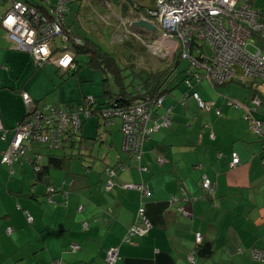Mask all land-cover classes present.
Returning <instances> with one entry per match:
<instances>
[{"label": "crops", "instance_id": "obj_1", "mask_svg": "<svg viewBox=\"0 0 264 264\" xmlns=\"http://www.w3.org/2000/svg\"><path fill=\"white\" fill-rule=\"evenodd\" d=\"M22 1L36 3L44 12L57 0ZM124 1L110 0L105 5L96 0H73L65 26L73 35L101 45L112 32L120 43L124 34L119 27L128 20L122 10ZM137 1L151 6L156 0L151 5ZM5 3L0 1V18L9 9L3 7ZM253 6L264 8V0H253ZM75 27H81V32ZM5 32L0 26V115L5 131H0V149L10 147L14 129L27 114L22 93L27 92L34 101L43 96L31 87L34 65L41 67L29 53L15 49ZM60 39H56L55 55L65 47ZM236 84L220 90L206 80L199 84L202 90L197 85L202 100L214 103L211 111L201 110L186 87L181 98L167 104L165 100L172 121L145 143L140 159L124 149L122 119L120 151H112L116 144L111 138L110 150L96 153V144L103 145L106 136H93V125L84 122L81 135L94 137L91 148L64 168H50L46 175L36 173L34 153L12 167L2 162L1 155L0 264H43L55 259L64 264H106L111 248L119 252L117 264H194L189 257L197 248V233L203 235V246H210L211 253L197 256L195 264H259L252 251L264 249V104L252 107V90ZM187 92L189 96H185ZM218 92L249 105L252 116L263 124L262 135L250 129L244 109L228 106ZM216 109L222 116H217ZM100 121L96 128H105L111 135L107 127L116 120ZM41 146L36 144L35 149L41 150ZM65 149L46 155L39 151L42 164L48 163L50 154L69 155ZM233 152L241 161L235 168L231 167ZM119 165L124 170H116L111 178L107 170ZM204 177L216 183L213 196L201 189ZM109 182L113 184L108 190ZM143 183L151 193L142 201L136 187ZM49 186L57 188L56 192L50 193ZM142 202L151 229L126 242ZM183 206L192 217L179 212ZM8 228L13 229L11 234H7ZM73 245L80 249L72 251Z\"/></svg>", "mask_w": 264, "mask_h": 264}, {"label": "built area", "instance_id": "obj_2", "mask_svg": "<svg viewBox=\"0 0 264 264\" xmlns=\"http://www.w3.org/2000/svg\"><path fill=\"white\" fill-rule=\"evenodd\" d=\"M2 1L8 2L10 6L1 16L0 26L5 29L15 49L29 53L38 67H43L49 62L63 72L74 67L77 56L75 47L83 45V41L78 38L70 39L64 31L65 15L69 12L73 0H57L55 5L46 7L44 12L38 5L21 0ZM155 8L154 19H144L157 27V33H143L147 36L141 37L132 29L133 21H126L124 35H127V32L133 33L141 44L150 49L171 54L172 57L179 53L182 60L188 59L191 65V77L185 82L191 89L193 79L197 82L207 80L213 86L221 87L233 78L239 77L241 80L256 82L255 88L258 93L252 99V103L256 107L263 103L264 9L255 8L253 0H157ZM58 38L72 44L64 45L63 50L55 55L53 49ZM22 98L27 106V114L14 129V138L2 157V162L11 167L15 163L23 162L29 153H34L36 144H45L51 149L60 147L62 138L70 131L76 132L81 126L80 112L83 110L79 108L36 103L27 92L22 93ZM193 98L201 109L210 110L211 103L203 101L197 92L193 93ZM164 99L165 97H158L151 106L160 109ZM89 100L92 102L93 98L89 97ZM228 104L248 110V106L238 101L229 100ZM83 112H86L88 117L91 116L89 108ZM106 112L101 113L102 117L110 116L112 122L116 118L122 119L124 149L139 159L147 139L160 127L168 126L171 118L169 113L155 117L144 104L126 106L115 113ZM248 115L246 117L251 130L262 135L263 124ZM0 131L5 132L1 115ZM40 155H35L38 161L41 160ZM240 165L238 154L233 152L231 167ZM118 169L124 170V166L120 165ZM107 172L111 178L117 174L115 169H108ZM112 184L113 182H109L108 190ZM136 188L141 193L142 201L151 193L146 183ZM215 188L216 185L211 179L203 178L201 189L206 196H213ZM49 192L54 193L56 190L50 188ZM193 201L191 199V202ZM189 202L190 200L187 199V203ZM79 210L82 211L83 207ZM178 210L185 217L190 218L193 215L184 206ZM31 221L32 219L29 218V222ZM150 229L151 224L142 202L136 222L124 241L129 242L134 235H145ZM12 232V228L7 229V234ZM196 243L197 248L203 244L201 233L196 234ZM71 249L76 252L80 247L73 245ZM252 254L259 264H264L263 248H254ZM197 256L195 250L189 260L195 264ZM118 260V250L109 249L106 264H117ZM46 264H64V262L62 259H57Z\"/></svg>", "mask_w": 264, "mask_h": 264}, {"label": "trees", "instance_id": "obj_3", "mask_svg": "<svg viewBox=\"0 0 264 264\" xmlns=\"http://www.w3.org/2000/svg\"><path fill=\"white\" fill-rule=\"evenodd\" d=\"M156 1L151 6H142L137 0H125L124 4L122 5L124 17L128 19L127 20L128 22L134 21L137 19H141V18H147L149 20H152V19H154L153 13L156 10V8H155ZM23 2H25V1H23ZM27 3H30V2H27ZM30 4L37 5L36 3H30ZM53 5H55V4H53ZM39 8H40V6H39ZM40 9H42V8H40ZM262 9H264V8H262ZM69 11H70V6H69ZM66 15H65V17H66ZM124 29H125V27L122 29L123 34H124ZM64 31H65V34L70 39L78 38V39H81L83 41V45L75 47L76 51L78 53L86 54L89 58L88 64L103 72V74H104V79H103L104 92L102 95L103 102H102V99H99L98 97L89 96V97L93 98V101L89 102L90 101L89 97L84 98L85 99L83 101L84 106H83V102H80L77 105H75L72 102L63 103L60 105H54V106H61V105L73 106V107L79 108L80 110H83V111H85L86 108H89V112H91V116L88 117L86 112H83V111L80 112V119H81L80 128L76 132L70 131L66 136H64L62 138V143H61L60 147L53 149V150H58L61 147H64V148L65 147L66 148L75 147L76 140H77L78 142H80L81 152H79V154H77V155H74V154H72V155H60V156L50 154L47 164H42V161L41 160L38 161L36 157L33 158V167H34L36 173L41 175V176L46 175L48 173V171L50 170V168H53V167L64 168L65 166L68 165V163L73 158H81L79 155L84 154L83 150H89L91 148V145H92L91 143H93L95 141V139H94V141L92 140L94 137L93 138L83 137V135H81V131H82V126H83L84 122H86L88 119L92 118L93 115L100 117L101 119L104 120V123L107 124V122L108 123L112 122L110 116L103 118L101 113L106 112V111L107 112L110 111L112 113H115L118 110L123 109L126 106L144 104L147 106V108H149L150 112L155 117H158V115H163V114L169 113V115L171 116V118H170V123H171V121H172V112L171 111L168 112V110H166L164 113L159 114V112H158L159 108L153 107L151 105L154 102V100H156L158 97H165L162 107L164 106V102L168 96L167 92L169 91L168 85L170 83V80L172 79L173 74L179 68V66L181 65V61H182L179 53H177L174 57H172L171 64L164 66L162 69L154 70V69H147V68H143V67L137 68L138 63H136V59L134 60V56H135L134 54L135 53H134L133 47H136L138 51L143 52L144 54L146 52L149 53V51H148L149 49H148V47L144 46L140 42L137 44L134 41L133 37H131L129 35H123V38H121V42L123 40V44L125 46H129V48L131 50L129 60L127 61V63H125V65H123L115 57L114 53L109 52L104 47H102V45H100L99 43H96L92 40H85V39H82V37L73 35L74 33L65 26V19H64ZM68 34H70V35H68ZM60 40H63V39H60ZM63 42H64V45L67 44V45L71 46V44H72V42L66 43L64 40L62 41V43ZM55 43H56V40H55ZM60 49H62V47H60ZM79 68H81V66L79 65V62L77 61V56H76V58L74 60V67L70 68L68 71H66L64 73L69 74L70 76H74V75H77ZM128 69L130 70V73H129V75H126V71ZM190 75H191V69L187 72V75L184 78L182 84L184 86H186V88L189 92H192L191 96L193 97L194 92H197L199 94V92L196 90V87H197V85L202 83L203 80L201 82H197L193 79V88L191 89L188 87V85L185 82L188 78L191 77ZM110 76L112 77L115 86H112L110 84ZM129 76H131V81L127 82V78H129ZM137 80H139V82H137ZM207 82L212 87L218 88L216 86H213L212 83H210L209 81H207ZM229 83H237V84H240L243 86H247L249 89L252 90V92L254 93V96L257 95V93H258L256 88H255L256 82L253 80H241V78L235 77L231 81L226 83L225 85H227ZM177 86L178 85H176V87ZM185 95L189 96V93L187 92ZM199 96H200V94H199ZM229 100H231V99H228L226 101L227 105L230 107L237 108L235 106L229 105L228 104ZM36 103H40V102H36ZM207 103H211L210 104L211 105L210 110L201 109V108L200 109L204 110V111L213 110L214 103L213 102H207ZM242 104L248 106V110L244 109L243 107H239V108H242L245 110V112H246L245 116H247L249 114L248 116H250L254 120H256L255 117H253L251 114V110H250L251 108L249 109V105H247L245 103H242ZM262 104H264V101ZM252 107H256V106L252 104ZM216 114H217V116H222V112L218 109H216ZM256 121H258V120H256ZM258 122H260V121H258ZM248 123H249V121H248ZM162 127H166V126H162ZM162 127H160L159 130ZM249 127H250V124H249ZM153 134L151 135V137L153 136ZM256 134L260 135L259 133H256ZM151 137L148 138L146 142H148L151 139ZM76 138H78V139H76ZM66 142H68L69 144L66 145ZM263 142H264V140H263ZM145 143H144V145H145ZM42 145H45V144H42ZM47 148L51 149L48 146H47ZM142 150H143V148H142ZM37 154H41V152H39V150L34 149V155H37ZM119 166L115 167V170H118ZM215 185H216V183H215ZM48 188L49 189L53 188L55 190L57 189L53 186H51V187L49 186ZM193 200H195V199H193ZM196 250H197L198 256H206V255H209L211 253L210 246H208V245L203 246V244H202ZM55 260H57V259H55ZM47 263H49V262H47ZM43 264H46V263H43Z\"/></svg>", "mask_w": 264, "mask_h": 264}, {"label": "rangeland", "instance_id": "obj_4", "mask_svg": "<svg viewBox=\"0 0 264 264\" xmlns=\"http://www.w3.org/2000/svg\"><path fill=\"white\" fill-rule=\"evenodd\" d=\"M146 4L151 5L154 0H144ZM9 3L4 4L5 10L9 8ZM107 13V11H101ZM97 16V15H95ZM124 25H126L124 23ZM124 27L121 25L119 27L120 33L123 34V29ZM121 29V30H120ZM75 30L77 32H81V27H75ZM158 31V30H157ZM157 31L155 33H157ZM6 33V32H5ZM127 35L131 36L134 38V41L138 44L139 41L135 37L133 33H126ZM137 34L140 35L141 37H146L147 35L137 31ZM111 35V36H110ZM113 36V39H112ZM108 40L102 44V47H104L106 50H108L111 53H114L115 57L119 60V62L123 65L127 63V61L130 58V53L131 50L129 46H125L122 42L119 43V38L114 35V33L107 36ZM98 43V42H97ZM62 44V43H61ZM100 44V43H99ZM101 45V44H100ZM63 44L61 45V47ZM149 53H143L137 50L136 47H133L134 50V60L136 59V63H138L137 68H147V69H162L164 66L170 65L172 62V56L171 54H164L159 51H156V49H150L148 48ZM136 51V52H135ZM77 52V51H76ZM77 61L79 62V65L81 68H79V71L77 75L70 76L69 74H64L62 70L57 69V66L53 64L52 62H49L46 64L45 67L41 68H36L34 65V69L36 72H33L31 75L32 81H31V87L33 86V90L38 92H42L43 96L40 97L39 99H36V101L42 103V104H49V105H60L63 103H74L77 105L80 102H83L86 97L89 96H94L98 97L99 99H102L103 102V79H104V74L102 71L99 69H96L88 64L89 58L86 54L83 53H78L77 52ZM191 69L190 61L188 59L182 60L181 65L179 68L175 71V73L172 76V79L170 80V83L168 85L169 91L168 93V99H166V104L170 99H174L175 97L181 98L183 90L185 89L186 86L182 84L184 78L187 75V72ZM130 70L128 69L126 71V75H129ZM131 81V76L127 78V82ZM139 82V80H137ZM110 84L112 86H115L114 81L112 77L110 76ZM236 83H234L235 85ZM176 85H178L176 87ZM205 85V84H204ZM237 85V84H236ZM198 85V90L201 89ZM221 87L218 89L220 90ZM187 89V88H186ZM202 90V89H201ZM221 96H223L225 102L228 99H233L231 96L222 94L218 92ZM205 101V100H203ZM207 102V101H205ZM84 106V102H83ZM167 106H163L161 109H159V114H162L165 112ZM101 118L98 116L93 115L92 118L88 119L85 124H92L93 125V131L94 132L93 136L95 134H100L102 136H106V142L101 145L100 143L96 144V149L95 152H104L106 153L107 151L110 150L109 144L111 142V138L114 140L116 147L112 151H120L119 145H121L122 142V132L120 131L121 129V119L116 118V123L112 125L111 127H107V131L112 132V137L110 135V132H106L105 128H100L99 130L96 128V123L98 120ZM103 119H101L102 121ZM100 121V122H101ZM104 121V120H103ZM114 131V132H113ZM82 133V132H81ZM14 138V136H13ZM79 138V137H78ZM76 138V139H78ZM13 140V139H12ZM1 147H3L5 142H1ZM118 146V147H117ZM9 146L6 147L5 149H0V156L8 150ZM41 150L38 149L39 151H42V154L46 155L47 153L55 150L48 149L46 145H42ZM117 149V150H116ZM69 155H77L80 150V142L76 140V145L75 147H69L68 149H65ZM110 151L111 155H114V152ZM4 152V153H3ZM3 153V154H2ZM80 162L74 161L73 164H79ZM7 170V172L10 171V167L3 166Z\"/></svg>", "mask_w": 264, "mask_h": 264}, {"label": "water", "instance_id": "obj_5", "mask_svg": "<svg viewBox=\"0 0 264 264\" xmlns=\"http://www.w3.org/2000/svg\"><path fill=\"white\" fill-rule=\"evenodd\" d=\"M96 1L105 5L110 3V0H96ZM131 27L133 30L140 31L143 33H155L157 31V27L153 23L149 22L144 18L133 21Z\"/></svg>", "mask_w": 264, "mask_h": 264}]
</instances>
